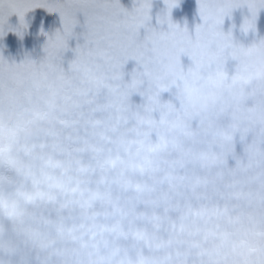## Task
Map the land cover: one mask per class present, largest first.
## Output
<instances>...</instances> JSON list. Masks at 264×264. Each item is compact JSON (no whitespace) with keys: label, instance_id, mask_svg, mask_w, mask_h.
<instances>
[{"label":"rangeland","instance_id":"rangeland-1","mask_svg":"<svg viewBox=\"0 0 264 264\" xmlns=\"http://www.w3.org/2000/svg\"><path fill=\"white\" fill-rule=\"evenodd\" d=\"M133 2L120 0L129 11ZM94 12L107 14L95 4L76 9L68 50L44 70L39 85L24 80L19 114H5L0 264H264V81L257 75L264 68V8L255 31L241 30L251 16L247 4L222 25L246 50L227 60L226 85L241 79L217 87L202 67L190 82L191 100L179 80L161 93V103L171 107L163 117L160 108L149 109L146 64L156 37L168 30L156 20L166 15L164 0H151L150 25L140 29L145 64L96 68L100 87L65 73L73 49L85 43V16ZM171 19L194 34L202 23L197 0H178ZM25 22L20 28L16 15L8 17L0 55L8 65L31 60L39 67L47 36L63 31L61 18L38 7ZM190 64L169 49L162 69L172 78ZM133 82L136 90L126 95ZM121 111L123 125L116 119ZM81 213L96 222L86 229Z\"/></svg>","mask_w":264,"mask_h":264},{"label":"snow or ice","instance_id":"snow-or-ice-1","mask_svg":"<svg viewBox=\"0 0 264 264\" xmlns=\"http://www.w3.org/2000/svg\"><path fill=\"white\" fill-rule=\"evenodd\" d=\"M164 2L167 7L166 15H158L156 20L159 25L167 23L168 30L161 31L156 37L157 48L151 54L150 63L146 64L152 71V87L147 93L149 109L160 108L162 117L164 110L171 111V107L161 103V93L167 91L171 84H176L179 80L183 84L186 99L191 100L193 90L190 82L200 77L202 67H208V79L217 87H231L241 79L233 77L232 85H226L224 66L227 60L238 59L246 50L243 46L234 43L232 30L229 29L226 33L222 25L225 17L230 18L236 7L247 4L251 16L245 18L241 30L255 31L258 13L261 8H264V0H197L202 23L195 27L193 34L189 32L187 26L182 28L171 19V11L177 6L178 0H164ZM90 4L104 8L107 14L100 15L95 12L86 14L85 43L83 45L78 43L73 49L75 58L69 62V67L82 69L88 81L100 87L103 84V77L97 73L96 68H102L103 71H119L129 60L136 61L138 65L145 64L148 50L139 42V33L141 28L147 29L150 25L151 0H134L131 11L121 5L120 0H62V2L58 0H0V35H3L4 25L8 17L12 15L18 17L20 28H27L26 14L38 7L45 8L49 13L58 12L63 28L62 32L58 29L53 36L45 34L47 36L44 49L46 57L39 67L35 61L31 60L22 61L19 65H8L0 55V163L4 162L5 146L2 138L6 131L5 114L7 113L9 118L19 114L20 86L26 79H31L37 85L42 82L44 70L52 69V62L69 48L68 41L75 34L74 29L79 23L75 15L76 9ZM15 31L21 34L18 29ZM255 47L257 46L253 45V48ZM259 47L264 48V40L260 42ZM169 49H173L178 55L187 56L191 61L186 72L172 78H169L162 69L164 56ZM97 61L101 63L97 64ZM257 75L261 81H264V68H261ZM10 82H15L17 88L13 89ZM180 86L177 84V87ZM126 88V95L136 90L134 82ZM7 134L10 151L14 133L9 128ZM7 162L11 164L12 160L9 158ZM244 264H251V261L245 260Z\"/></svg>","mask_w":264,"mask_h":264},{"label":"clouds","instance_id":"clouds-1","mask_svg":"<svg viewBox=\"0 0 264 264\" xmlns=\"http://www.w3.org/2000/svg\"><path fill=\"white\" fill-rule=\"evenodd\" d=\"M65 73L69 79H74L77 76L85 75L82 69H73L70 67L65 70ZM199 102L203 104L204 103L203 98ZM143 118L148 119L149 117L145 115ZM116 119H118L122 125L126 123L125 114L122 111L116 113ZM137 119L139 120V117ZM71 210H72V206L70 205L68 208V211L70 214H71ZM78 220L80 223L85 224L86 229L96 222L90 215H87L84 213L80 214V216L78 217ZM66 229H67V224L65 225V237L67 238Z\"/></svg>","mask_w":264,"mask_h":264}]
</instances>
